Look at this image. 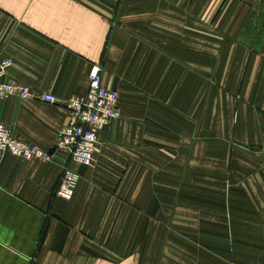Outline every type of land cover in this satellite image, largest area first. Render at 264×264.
Returning a JSON list of instances; mask_svg holds the SVG:
<instances>
[{
    "label": "crops",
    "instance_id": "crops-1",
    "mask_svg": "<svg viewBox=\"0 0 264 264\" xmlns=\"http://www.w3.org/2000/svg\"><path fill=\"white\" fill-rule=\"evenodd\" d=\"M263 10L0 0L7 80L69 99L98 66L121 113L85 167L55 148L66 108L0 99V123L50 156H0V264H264ZM65 167L79 176L70 201L54 196Z\"/></svg>",
    "mask_w": 264,
    "mask_h": 264
},
{
    "label": "built area",
    "instance_id": "built-area-1",
    "mask_svg": "<svg viewBox=\"0 0 264 264\" xmlns=\"http://www.w3.org/2000/svg\"><path fill=\"white\" fill-rule=\"evenodd\" d=\"M12 65L11 59L0 57V99L16 97L20 100L38 101L66 108L70 112L69 122L60 130L55 148L67 151L74 163L91 167L98 150L99 133L121 116L118 93L103 86L101 68L95 66L91 69L84 96L59 99L52 94L38 92L7 80L5 77ZM4 155H11L22 161L50 157L49 151L16 140L10 130L0 123V156ZM78 181V174L65 167L54 190V196L63 201H70Z\"/></svg>",
    "mask_w": 264,
    "mask_h": 264
},
{
    "label": "rangeland",
    "instance_id": "rangeland-1",
    "mask_svg": "<svg viewBox=\"0 0 264 264\" xmlns=\"http://www.w3.org/2000/svg\"><path fill=\"white\" fill-rule=\"evenodd\" d=\"M261 8L262 7H259L258 9L262 12ZM260 11H258V12H260ZM263 12H264V10H263ZM263 27H264V14H261L259 16V18L257 19L255 26L253 27V29L257 31L256 33L252 34V39H253L252 44L253 45H260L261 44L263 38L260 39V37H261L262 31H263Z\"/></svg>",
    "mask_w": 264,
    "mask_h": 264
}]
</instances>
